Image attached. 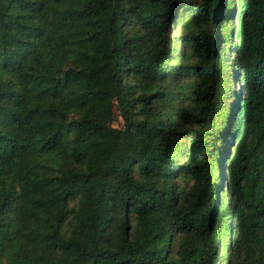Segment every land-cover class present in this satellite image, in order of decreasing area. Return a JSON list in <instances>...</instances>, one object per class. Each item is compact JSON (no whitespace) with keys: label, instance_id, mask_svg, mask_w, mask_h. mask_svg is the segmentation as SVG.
I'll list each match as a JSON object with an SVG mask.
<instances>
[{"label":"trees","instance_id":"16d2710c","mask_svg":"<svg viewBox=\"0 0 264 264\" xmlns=\"http://www.w3.org/2000/svg\"><path fill=\"white\" fill-rule=\"evenodd\" d=\"M0 264H264V0H0Z\"/></svg>","mask_w":264,"mask_h":264},{"label":"rangeland","instance_id":"374dc122","mask_svg":"<svg viewBox=\"0 0 264 264\" xmlns=\"http://www.w3.org/2000/svg\"><path fill=\"white\" fill-rule=\"evenodd\" d=\"M181 12H182V19H184V20L190 14L186 9H184V10L181 9ZM178 23H179V21L171 26L170 37L172 39V42H171L169 47H171V45H173L174 47L172 48V50H170L168 52V58L169 59L173 58V56H175L179 53H182V52H184V50H186V49H184V47L186 46V42L182 41V37L186 35V31L183 29V25H180ZM221 32H222L223 36L226 34L227 29H226L225 25L222 27ZM227 44H229V43L227 42ZM222 67H225V65H222ZM234 87H235V91L238 90L237 85H234ZM234 95H236L235 92H234ZM234 101L235 100L232 99V100H229L226 102H224V101L222 102V105L225 104L224 105L225 108L223 109L222 114L219 116V120L221 122V136L223 135L224 128L227 125V122L229 119L228 114H229V112H231V110L233 108ZM112 125L114 127H117V128H123L124 127L123 117L121 115V111H120L117 104L114 107V116H113ZM183 127H184V129H188V125H184ZM222 142H223V144H222L223 146L220 145L221 146L220 149L224 153V150L229 146V142H226V139H223ZM179 143L185 145V143H187V140L179 139ZM182 151H183V146L178 147L177 150L175 151V154L179 157L178 162L182 161V158H181V152ZM216 183H217V185L220 183L219 177L217 178Z\"/></svg>","mask_w":264,"mask_h":264}]
</instances>
